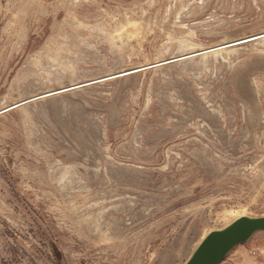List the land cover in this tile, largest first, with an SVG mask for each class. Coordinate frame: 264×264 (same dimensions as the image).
<instances>
[{
	"label": "rangeland",
	"instance_id": "obj_1",
	"mask_svg": "<svg viewBox=\"0 0 264 264\" xmlns=\"http://www.w3.org/2000/svg\"><path fill=\"white\" fill-rule=\"evenodd\" d=\"M240 216L264 0H0V264H184ZM219 264H264V231Z\"/></svg>",
	"mask_w": 264,
	"mask_h": 264
},
{
	"label": "water",
	"instance_id": "obj_2",
	"mask_svg": "<svg viewBox=\"0 0 264 264\" xmlns=\"http://www.w3.org/2000/svg\"><path fill=\"white\" fill-rule=\"evenodd\" d=\"M264 231V216H240L225 227L208 232L184 264H219L237 245Z\"/></svg>",
	"mask_w": 264,
	"mask_h": 264
},
{
	"label": "bare ground",
	"instance_id": "obj_3",
	"mask_svg": "<svg viewBox=\"0 0 264 264\" xmlns=\"http://www.w3.org/2000/svg\"><path fill=\"white\" fill-rule=\"evenodd\" d=\"M236 43V42H235Z\"/></svg>",
	"mask_w": 264,
	"mask_h": 264
}]
</instances>
